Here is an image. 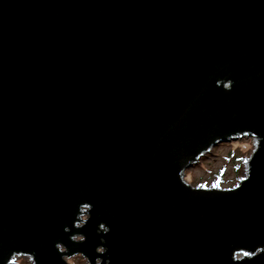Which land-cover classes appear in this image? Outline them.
<instances>
[{"label":"water","instance_id":"95a60500","mask_svg":"<svg viewBox=\"0 0 264 264\" xmlns=\"http://www.w3.org/2000/svg\"><path fill=\"white\" fill-rule=\"evenodd\" d=\"M251 136L236 186L186 182ZM75 254L264 264V0H0V264Z\"/></svg>","mask_w":264,"mask_h":264},{"label":"rangeland","instance_id":"374dc122","mask_svg":"<svg viewBox=\"0 0 264 264\" xmlns=\"http://www.w3.org/2000/svg\"><path fill=\"white\" fill-rule=\"evenodd\" d=\"M256 145V138L243 137L222 142L201 155L197 162L184 171V179L192 186L228 189L245 177L248 159ZM85 218V215L82 216ZM69 264H88L80 254L66 258ZM10 264H34L32 257L16 255Z\"/></svg>","mask_w":264,"mask_h":264},{"label":"snow or ice","instance_id":"6c2138e0","mask_svg":"<svg viewBox=\"0 0 264 264\" xmlns=\"http://www.w3.org/2000/svg\"><path fill=\"white\" fill-rule=\"evenodd\" d=\"M199 187L203 188V187H204V185H199ZM213 187H216V185H213Z\"/></svg>","mask_w":264,"mask_h":264},{"label":"bare ground","instance_id":"6f19581e","mask_svg":"<svg viewBox=\"0 0 264 264\" xmlns=\"http://www.w3.org/2000/svg\"><path fill=\"white\" fill-rule=\"evenodd\" d=\"M256 144H257V140H256ZM248 165V164H247ZM247 172H248V169H247Z\"/></svg>","mask_w":264,"mask_h":264}]
</instances>
